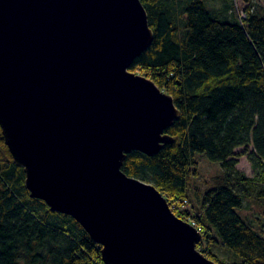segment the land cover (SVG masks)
<instances>
[{
    "label": "water",
    "instance_id": "water-1",
    "mask_svg": "<svg viewBox=\"0 0 264 264\" xmlns=\"http://www.w3.org/2000/svg\"><path fill=\"white\" fill-rule=\"evenodd\" d=\"M154 42L141 0H0V127L31 197L72 217L104 264H218L126 157L174 143V99L130 69Z\"/></svg>",
    "mask_w": 264,
    "mask_h": 264
},
{
    "label": "trees",
    "instance_id": "trees-1",
    "mask_svg": "<svg viewBox=\"0 0 264 264\" xmlns=\"http://www.w3.org/2000/svg\"><path fill=\"white\" fill-rule=\"evenodd\" d=\"M217 1L220 9L210 0H141L154 42L130 70L169 94L181 118L166 131L174 143L154 157L132 152L122 171L171 206L187 204L197 154L219 163L215 187L195 193L194 212L175 215L196 213L197 250L211 261L264 264V229L239 214L245 201L264 202V14L253 0ZM243 156L254 177L238 170ZM101 250L72 217L31 197L0 127V264H104Z\"/></svg>",
    "mask_w": 264,
    "mask_h": 264
},
{
    "label": "rangeland",
    "instance_id": "rangeland-1",
    "mask_svg": "<svg viewBox=\"0 0 264 264\" xmlns=\"http://www.w3.org/2000/svg\"><path fill=\"white\" fill-rule=\"evenodd\" d=\"M255 5L262 10L263 12H261V14H264V0H253ZM210 5H212L213 7L220 9L222 5H220V2H218L217 0H210ZM238 4V2H237ZM256 7V8H257ZM264 16V15H263ZM137 75H142V73H134ZM143 76V75H142ZM242 151V149L240 148L237 152ZM196 159L199 162V175L196 179H191V189L193 190L190 195L188 196V200H187V204L186 203H181L177 202V203H173L170 208L171 210L174 212L175 211L178 212H182L183 210H191L194 212V207L196 204V192H200L201 194H203L204 192H206V190H208L209 188H214V184H215V179L218 178V176L222 173V166L218 163H213L211 162L208 157L197 154ZM238 170L245 173L246 176H248L249 178L254 177L253 175V170H252V165H250V162L248 160L247 156H243L240 157L239 159V163L237 165ZM244 205L242 207L241 210H239V214L241 215V217H243L244 219H250V221H252V223L254 224L253 227H255V229L258 231V233L261 232V230L259 229L260 226H262V228L264 229V202H258L256 201V199H252V200H248L244 202ZM198 211V210H197ZM196 215V213H193V216H191V214L189 215V217L184 218V221H186L187 223H190L193 225L194 221V216ZM194 226V225H193ZM196 229L197 227L194 226ZM201 231V230H200ZM202 232V231H201ZM203 234V232H202ZM212 251L215 252L222 260H227L229 261L230 258V254H228L227 252L224 251V249L217 245L214 246L212 248ZM228 251V250H226ZM229 252V251H228Z\"/></svg>",
    "mask_w": 264,
    "mask_h": 264
},
{
    "label": "built area",
    "instance_id": "built-area-1",
    "mask_svg": "<svg viewBox=\"0 0 264 264\" xmlns=\"http://www.w3.org/2000/svg\"><path fill=\"white\" fill-rule=\"evenodd\" d=\"M193 225L196 226V224L193 222Z\"/></svg>",
    "mask_w": 264,
    "mask_h": 264
}]
</instances>
